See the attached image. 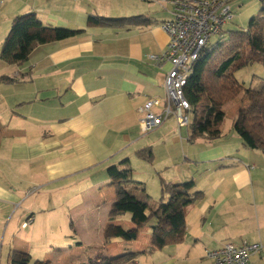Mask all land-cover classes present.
Returning <instances> with one entry per match:
<instances>
[{
  "label": "crops",
  "instance_id": "0c3cea01",
  "mask_svg": "<svg viewBox=\"0 0 264 264\" xmlns=\"http://www.w3.org/2000/svg\"><path fill=\"white\" fill-rule=\"evenodd\" d=\"M157 1L0 0V48L13 19L27 13H34L44 25L80 32L37 45L21 66L0 62V77L25 76L17 84L0 83V264L18 258H27L28 264L48 261H33L26 244L31 231L24 242L19 226L32 230L36 219L45 215L42 208L52 194L60 202L58 208L67 210L68 223L77 225L85 223L81 221L85 215H98L99 209L108 210L105 217L109 214L117 202L118 171L124 168L147 193L146 184L134 177L130 165L138 160L136 152L149 144L176 146L184 155L180 167V162L170 165L172 158L164 156L162 164L170 166L162 174L166 182L192 181L193 190L203 193L187 211L183 243L169 246L174 255L160 264H207L209 259L196 253L217 250L225 242L264 247V154L246 149L230 128L224 129L226 133L221 128L217 140L192 143L189 128L178 129L171 118L151 133L141 130L140 110L148 99H160L161 106L154 112L162 111L163 81L170 69L168 62L149 59L162 56L168 42L161 26L170 19V8L160 7ZM115 9L125 12L118 18L144 14L153 23L129 29L89 23V15L108 17ZM244 105L239 96L224 107V114H231L233 123ZM253 152L259 153L257 159ZM123 214L118 213L111 223L120 224ZM28 219L30 224L22 228ZM250 223L256 232L251 242ZM126 225L128 230L136 226L130 220ZM236 226L245 234L236 235ZM76 230L79 240L73 237L67 247L73 245L74 251L90 247ZM106 238L107 253L121 258L150 246L149 235L143 241L140 236ZM103 239L100 233L92 247H99ZM4 243L8 246L5 263ZM182 249L184 256L179 253ZM261 252L252 256L254 264L263 261Z\"/></svg>",
  "mask_w": 264,
  "mask_h": 264
},
{
  "label": "trees",
  "instance_id": "16d2710c",
  "mask_svg": "<svg viewBox=\"0 0 264 264\" xmlns=\"http://www.w3.org/2000/svg\"><path fill=\"white\" fill-rule=\"evenodd\" d=\"M231 0H228L230 3ZM261 8L246 27L241 30H222L219 38L204 48L194 62L186 85L184 97L189 104L191 124L188 141L197 139L214 141L221 137L225 119L224 107L239 96L245 105L232 123V131L249 150L264 154V77L257 78L244 86L236 81L235 72L259 64L264 69V0ZM89 23L115 28H138L150 26L153 22L144 15L109 18L89 15ZM232 21V20H231ZM79 31L44 25L34 13L15 17L11 29L0 48V62L5 65L21 66L27 62L32 50L50 40L60 41L79 35ZM24 75L0 77V83L17 84ZM136 157L151 162L150 147L136 152ZM120 183L115 185L118 213L130 214L136 225L150 224V246L140 254H151L167 246L183 243L186 236L185 218L188 209L199 201L203 193L194 191L192 181L173 184L160 179V197L153 202L142 187L130 178L129 168L118 171ZM114 208V209H115ZM146 214V215H145ZM71 238L76 236L74 225L68 223ZM119 236L133 239L132 233L119 230ZM80 246V242L76 243ZM101 255V254H100ZM86 264H100L103 256ZM9 264H28L27 258L11 259ZM103 264H110L107 260Z\"/></svg>",
  "mask_w": 264,
  "mask_h": 264
},
{
  "label": "rangeland",
  "instance_id": "374dc122",
  "mask_svg": "<svg viewBox=\"0 0 264 264\" xmlns=\"http://www.w3.org/2000/svg\"><path fill=\"white\" fill-rule=\"evenodd\" d=\"M148 4V3H147ZM228 7L231 9L233 14L232 21L228 22L223 30H241L244 29L249 22V20L256 16L261 8L260 0H231L230 3H228ZM159 15L163 18H166L165 13L158 8ZM113 15H107L110 18H118L121 16V14L125 12H121L119 10H113L110 11ZM140 14H133V15H127L129 16H137ZM144 15V14H143ZM154 15V14H153ZM125 17V16H124ZM219 38V35L215 36L211 39V43H214ZM234 77L236 81L240 84H244V86L250 85L252 81L257 80V78H263L264 77V69L259 64H253L249 67L243 68L237 72H235ZM254 79V80H253ZM2 88H10V87H2ZM242 100L244 98L242 97ZM225 119L222 124V131L226 133L227 131L224 129L227 128V130L232 129V118L231 114L228 112L225 113ZM154 131V130H152ZM150 131V133L152 132ZM149 133V132H148ZM186 142L184 145L186 146ZM151 147V151L153 154V159L151 162H144L136 160L133 162L130 167L134 171V177L140 179V181H143V183L146 184V190L148 193V196L153 202H157L160 197L159 192V184L160 179H163L162 174L169 172V165L162 164L163 158L165 155H168L171 157V163L170 165H175L180 162V166H182V160L184 159V155L179 153L176 146H170L167 147L163 144L159 145H152L149 144L146 147ZM190 144L188 143L187 147H189ZM144 147V148H146ZM251 152V151H249ZM252 156L257 159V155L259 153H251ZM191 159V158H190ZM166 181V180H165ZM59 204V205H58ZM60 206V202L56 200V197L52 194V196H48V200L44 204L45 208H42L43 211H46L45 215L41 214L36 219L35 224L32 226V230H21L19 226V232L21 233L20 236L25 238L24 242L27 240V234L31 231L30 234V240H27L26 244L28 246V250L31 252V256L33 258V261H46L45 264H86L89 261H95L98 256H103L104 259L100 261V264H103L105 260L110 262V264H160L164 261H167L170 257L174 255L173 247H165L161 250H155L151 254H138L135 255H129L127 257H116L111 256L107 253V244L108 240L106 237L112 236V235H118L119 230H122L124 233H132L134 237H143V240L148 239V235L150 236V224L148 225H136L134 229L128 230V227L126 225V222L130 220L132 222V216L130 214H123L121 218L118 219L120 221L118 223H111V221H115V218L118 215V208H115L116 203L113 205V208L109 212V214L105 217L108 210L99 209L97 210L98 215H89L86 218V215L81 221H84L83 224H74V227L79 230L78 236L80 237V240L83 241L85 246H90L88 248H84L80 251H74L71 250L72 246H69V243H71L73 240L70 238L71 234L68 228V221H67V210L65 208H58ZM56 207V208H55ZM115 208V209H114ZM36 213H38V209H36ZM90 212V211H89ZM105 213V215H104ZM192 214V213H191ZM146 215V214H145ZM95 216V218H94ZM106 220V223H102V221ZM189 221H191V215L188 218ZM90 221V222H89ZM110 223V224H108ZM133 228V226H132ZM75 229V230H76ZM235 229H239L236 231V235H243L245 234L244 230L240 231L239 227H235ZM252 229L255 230L252 223H250V227L248 228V231H250V235L248 237V241H253V238L255 237L256 232H254ZM103 234L104 239L100 241L99 247H92V245L97 243L96 238L99 236V234ZM26 234V235H25ZM77 234V230H76ZM74 240H79L76 236ZM111 241V240H110ZM82 245V244H81ZM188 245V242L186 243ZM185 246V249L188 248V246ZM263 245V244H262ZM2 254H3V262L5 263L6 254H7V248L8 246L4 243L2 245ZM55 247L56 249L52 251V248ZM63 248V249H62ZM184 248V247H182ZM0 250H1V243H0ZM180 255L184 254L185 251L182 249V251L179 252ZM200 253V254H199ZM199 253H196L197 256H201V258H205L206 252H204L203 249L199 251ZM262 254V262H258L256 264H264V250L261 252ZM184 256V255H182ZM135 257V259L133 258ZM191 257V256H190ZM132 259V260H131ZM134 259V262H133ZM207 261L206 259H204ZM254 260V259H253ZM209 261V260H208ZM207 261V264L209 262ZM257 262V261H256Z\"/></svg>",
  "mask_w": 264,
  "mask_h": 264
},
{
  "label": "built area",
  "instance_id": "2783aa9c",
  "mask_svg": "<svg viewBox=\"0 0 264 264\" xmlns=\"http://www.w3.org/2000/svg\"><path fill=\"white\" fill-rule=\"evenodd\" d=\"M157 3L162 8H170V19L161 26L168 42L162 56H150L149 59L156 63L168 62L170 69L163 81L165 99L162 111L154 112L161 106L160 99H148L140 110L143 133L157 129L170 118L175 120L178 129L189 127L192 118L183 89L193 64L211 39L233 19L228 0H158ZM30 222L26 220L22 228ZM263 248L260 243L235 245L225 242L219 249L206 252V257L212 264H254L252 256Z\"/></svg>",
  "mask_w": 264,
  "mask_h": 264
}]
</instances>
